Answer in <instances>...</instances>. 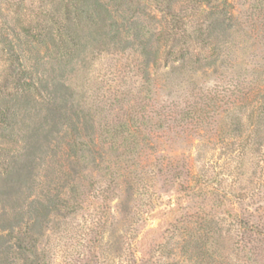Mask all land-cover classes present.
Wrapping results in <instances>:
<instances>
[{
    "label": "rangeland",
    "instance_id": "1",
    "mask_svg": "<svg viewBox=\"0 0 264 264\" xmlns=\"http://www.w3.org/2000/svg\"><path fill=\"white\" fill-rule=\"evenodd\" d=\"M60 2L0 0V41L16 40L20 34L17 49L37 86L38 78L51 83L73 59L72 65H65V90L50 85L48 91L23 94V100L29 98L18 108L21 124L15 150L24 153L34 141L42 147L37 174L52 165L59 170L71 167H61L54 159L56 153L63 161L69 124L31 109L45 113L53 107L77 122L84 136L85 125L92 121L105 156L82 164L77 211L52 216L40 235L39 246L52 264H195L198 227L212 219L227 220L221 232L226 247L220 255L233 262L239 226L231 224L228 211L258 223L262 231L244 234L253 250L238 263L264 264V8L259 0L179 3L176 9L182 5L180 11L192 12L195 21L216 5L227 9L231 30L217 34L206 48L188 40L183 60H166L162 54L157 66L150 67L149 83L142 79L136 53H121L91 38L85 42V26L75 36L83 35L80 48H71L64 58L54 47L36 45L26 31L37 34L41 26H49L48 11ZM131 7L138 8L133 18L147 32L158 33L162 16L154 5ZM121 13L131 15L127 6ZM212 59L218 60L215 66L209 65ZM4 65L0 55V87ZM119 120L131 126L134 140L121 138L111 146L106 131ZM41 127L47 128L49 140ZM10 148L0 138V153ZM49 179L40 178L45 188L48 182L52 188L56 185ZM203 182L215 186L217 193L201 194L197 187ZM42 185L35 191L39 197ZM107 188L104 201L101 193ZM9 208V203L0 202L3 236L8 234L2 222Z\"/></svg>",
    "mask_w": 264,
    "mask_h": 264
},
{
    "label": "trees",
    "instance_id": "2",
    "mask_svg": "<svg viewBox=\"0 0 264 264\" xmlns=\"http://www.w3.org/2000/svg\"><path fill=\"white\" fill-rule=\"evenodd\" d=\"M193 1L197 2V0ZM184 2L185 0H62L60 7L48 11L49 26H41L37 34L32 30H27L26 33L28 37L30 35L33 37L36 45L43 48L54 47V50L57 49L64 58L71 48H80L83 35L78 39L75 36L87 29L85 42L91 38L105 46L116 48L118 52L136 53L139 58L138 66L142 70V79L149 83L150 67L157 66L160 57L163 58L162 54L166 60L171 58L183 60L188 55L185 52V44L188 40L201 48H206L217 34H226L231 30L232 20L227 17V9H218L219 6L214 5L217 9L211 11L209 15L198 17L195 21L192 12L190 14L186 11V13L182 12V5L179 10L176 9L179 3ZM259 2L264 8V0ZM140 3L145 9L154 5L160 12L162 23L158 33L147 32V27L133 18V13L137 12L138 8L134 9L131 5ZM123 6H127L130 16L125 17L121 13ZM191 23L193 27H190ZM84 26L86 29H83ZM17 36L16 40L3 37L0 41V55L5 63L0 87V138L2 143L11 147L3 149L0 153V167L4 164L3 170L0 169V202L4 200L10 204V213H5L2 222L8 229V234L5 236L0 234V264H52L51 258L39 246L40 235L45 226L50 224L52 216L63 218L77 211L81 204L77 189L80 185L78 174L82 164L97 162V155L102 156V159H105V156L98 147L100 145L96 143L97 137L93 135L95 128L92 121L85 125L84 136L77 122L69 121L64 112L61 113L59 108L57 110L53 107L47 111L45 109V113L39 108L31 109L35 110V114H40L46 119L51 116L58 117L60 121L57 122L63 126L69 124L66 132L70 135V139L66 141L65 149L62 150L63 161L59 160V157L56 159V153L54 159L57 164L61 163V167H71L59 170V166L52 165L45 174H37L36 161L42 147L34 141L24 153L15 150L21 124L18 108H23L29 98L23 100V94L29 96L36 90L48 91L50 85L55 86L59 91L65 90L66 84L62 82L67 68L65 65L73 64V59L67 61L61 67L60 76L55 77L51 83L38 78L37 81L41 86L39 88L40 86L34 81V73L27 69L22 61L17 49L20 46V34ZM210 61V66L218 63L217 59ZM44 132V137L48 139L50 133L47 128ZM106 133L110 138L109 143H113L111 146L121 138L127 142L134 140L130 138L134 135L131 126L125 121H116L112 129H108ZM45 149L44 152L47 154L49 148L46 146ZM43 176L50 178L49 180L54 181L56 185L52 188L48 182L45 188L40 181ZM74 181L76 184L73 183ZM110 181L113 182L112 179ZM205 184L203 182L195 187L200 189L203 195L217 193L215 186L208 188ZM41 185L42 196L39 197L35 191ZM108 191L109 188L102 190L101 198L104 201L108 198ZM25 193L27 195L23 196ZM228 215L233 220L230 221L231 224L236 222L239 226L236 261L225 262L220 255L224 254L221 252L226 247L221 232L227 220L212 219L205 220L202 224L204 226L198 227V234L196 233L197 237L199 236L198 243L194 245L198 259L193 261L195 264H239L238 260L242 255L249 256V252L253 249L248 247L244 234H261V229H258L260 225L236 211L233 213L228 211Z\"/></svg>",
    "mask_w": 264,
    "mask_h": 264
}]
</instances>
